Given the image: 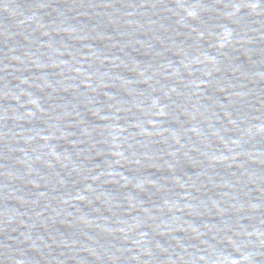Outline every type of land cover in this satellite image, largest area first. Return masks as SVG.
<instances>
[{
    "label": "water",
    "instance_id": "obj_1",
    "mask_svg": "<svg viewBox=\"0 0 264 264\" xmlns=\"http://www.w3.org/2000/svg\"><path fill=\"white\" fill-rule=\"evenodd\" d=\"M0 264H264V0H0Z\"/></svg>",
    "mask_w": 264,
    "mask_h": 264
}]
</instances>
